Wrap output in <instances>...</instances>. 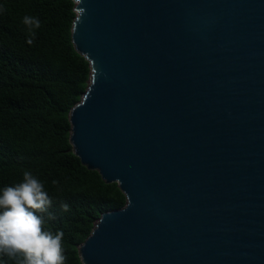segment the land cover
Wrapping results in <instances>:
<instances>
[{
	"label": "water",
	"instance_id": "1",
	"mask_svg": "<svg viewBox=\"0 0 264 264\" xmlns=\"http://www.w3.org/2000/svg\"><path fill=\"white\" fill-rule=\"evenodd\" d=\"M76 7L92 75L71 143L127 197L83 263L264 264V0Z\"/></svg>",
	"mask_w": 264,
	"mask_h": 264
},
{
	"label": "trees",
	"instance_id": "2",
	"mask_svg": "<svg viewBox=\"0 0 264 264\" xmlns=\"http://www.w3.org/2000/svg\"><path fill=\"white\" fill-rule=\"evenodd\" d=\"M0 6V189L21 182L26 170L39 178L52 200L45 228L63 231L67 264H84L81 244L102 214L123 208L127 197L118 182L83 164L71 143V111L92 75L73 42L76 4L0 0ZM26 15L41 22L32 44ZM0 264L16 261L0 255Z\"/></svg>",
	"mask_w": 264,
	"mask_h": 264
},
{
	"label": "clouds",
	"instance_id": "3",
	"mask_svg": "<svg viewBox=\"0 0 264 264\" xmlns=\"http://www.w3.org/2000/svg\"><path fill=\"white\" fill-rule=\"evenodd\" d=\"M82 2L73 0L76 5ZM0 11H4L3 6ZM72 11L76 17L72 25L75 31L86 9L74 7ZM22 22L31 34L27 43L32 44L33 29H38L41 22L27 15ZM51 205L52 200L43 182L28 170L24 171L21 182L0 189V255L8 256L16 264H67L63 231L45 228L43 214ZM61 208L68 211L69 205L62 203Z\"/></svg>",
	"mask_w": 264,
	"mask_h": 264
}]
</instances>
